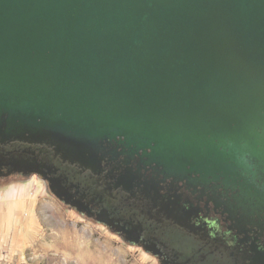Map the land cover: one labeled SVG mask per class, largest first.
<instances>
[{
    "label": "water",
    "instance_id": "95a60500",
    "mask_svg": "<svg viewBox=\"0 0 264 264\" xmlns=\"http://www.w3.org/2000/svg\"><path fill=\"white\" fill-rule=\"evenodd\" d=\"M0 142L137 159L264 222V0H0Z\"/></svg>",
    "mask_w": 264,
    "mask_h": 264
},
{
    "label": "flooded vegetation",
    "instance_id": "af4514ba",
    "mask_svg": "<svg viewBox=\"0 0 264 264\" xmlns=\"http://www.w3.org/2000/svg\"><path fill=\"white\" fill-rule=\"evenodd\" d=\"M34 177L50 194L59 180L74 206L59 202L157 264H264L263 221L241 219L211 194L137 159L106 156L96 173L79 175L51 149L0 142V187Z\"/></svg>",
    "mask_w": 264,
    "mask_h": 264
},
{
    "label": "rangeland",
    "instance_id": "374dc122",
    "mask_svg": "<svg viewBox=\"0 0 264 264\" xmlns=\"http://www.w3.org/2000/svg\"><path fill=\"white\" fill-rule=\"evenodd\" d=\"M30 180L36 186L23 183L27 191L44 188L36 177L17 181ZM44 196L46 201L38 208V235L22 250L1 249L0 264H157L151 256L65 206L48 191Z\"/></svg>",
    "mask_w": 264,
    "mask_h": 264
},
{
    "label": "crops",
    "instance_id": "0c3cea01",
    "mask_svg": "<svg viewBox=\"0 0 264 264\" xmlns=\"http://www.w3.org/2000/svg\"><path fill=\"white\" fill-rule=\"evenodd\" d=\"M25 182L36 186L30 180L13 181L0 187V250H22L24 244L38 235V208L46 201L45 189L27 191Z\"/></svg>",
    "mask_w": 264,
    "mask_h": 264
}]
</instances>
